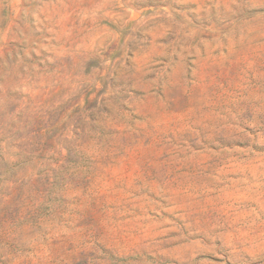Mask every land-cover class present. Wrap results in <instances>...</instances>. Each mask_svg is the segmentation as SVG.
Listing matches in <instances>:
<instances>
[{
	"label": "rangeland",
	"instance_id": "obj_1",
	"mask_svg": "<svg viewBox=\"0 0 264 264\" xmlns=\"http://www.w3.org/2000/svg\"><path fill=\"white\" fill-rule=\"evenodd\" d=\"M0 264H264V0H0Z\"/></svg>",
	"mask_w": 264,
	"mask_h": 264
}]
</instances>
